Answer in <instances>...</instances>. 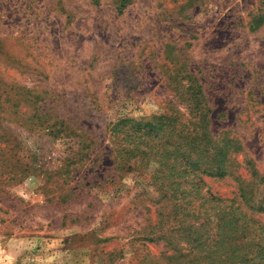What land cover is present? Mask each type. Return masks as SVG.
<instances>
[{
	"label": "rangeland",
	"instance_id": "1",
	"mask_svg": "<svg viewBox=\"0 0 264 264\" xmlns=\"http://www.w3.org/2000/svg\"><path fill=\"white\" fill-rule=\"evenodd\" d=\"M0 264H264V0H0Z\"/></svg>",
	"mask_w": 264,
	"mask_h": 264
},
{
	"label": "trees",
	"instance_id": "2",
	"mask_svg": "<svg viewBox=\"0 0 264 264\" xmlns=\"http://www.w3.org/2000/svg\"><path fill=\"white\" fill-rule=\"evenodd\" d=\"M185 107L188 108L189 104H186ZM191 110L192 113H194L195 118L201 119L205 117V114L197 112L195 108H192ZM171 119V115H163L159 117L161 126H159V128L157 129L150 128L151 131L157 132L156 136L158 138V141L153 143L154 147L157 150H153L151 148L152 145H150L147 140H145V144H143L144 148L142 150L145 152H150L152 150V153L154 155L160 154L162 156L168 155V158L171 157V161L168 160V162H162V167L164 169L169 168L173 170V172H178L180 170V173L184 174V172L186 173L188 170L187 167L194 166L197 169L195 175L200 181H202V175H224L225 170L219 168V164L215 159V149L211 145L210 140L206 139L205 134H201L198 130H196V128L189 129L186 126L185 122L183 124L182 121H180V116H175V119L179 121V124H173L176 120H173L172 122ZM182 130H184L185 132H183ZM169 133L183 134V137L180 138V145L174 144V146L180 148L181 152L178 156L173 158V152L170 151L172 149L170 147L171 143L166 140V137ZM181 163L182 166H180ZM131 165L132 164H129V167Z\"/></svg>",
	"mask_w": 264,
	"mask_h": 264
}]
</instances>
